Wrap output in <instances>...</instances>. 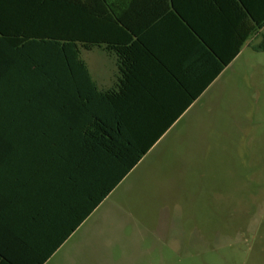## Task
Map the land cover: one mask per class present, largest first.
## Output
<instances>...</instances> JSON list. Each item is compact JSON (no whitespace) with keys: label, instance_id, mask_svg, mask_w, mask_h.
<instances>
[{"label":"crops","instance_id":"0c3cea01","mask_svg":"<svg viewBox=\"0 0 264 264\" xmlns=\"http://www.w3.org/2000/svg\"><path fill=\"white\" fill-rule=\"evenodd\" d=\"M86 7L81 57L97 90L117 89L116 98L96 94L63 118L52 170L6 204L0 264H174L158 233L143 228L140 201L184 183L186 156L160 189L143 185L176 142L185 154L213 132L210 102L262 41L264 0H87Z\"/></svg>","mask_w":264,"mask_h":264},{"label":"rangeland","instance_id":"374dc122","mask_svg":"<svg viewBox=\"0 0 264 264\" xmlns=\"http://www.w3.org/2000/svg\"><path fill=\"white\" fill-rule=\"evenodd\" d=\"M210 104L214 130L199 149L176 142L148 174L143 190L160 189L186 156L184 183L140 201L142 226L174 264H264V52L241 58Z\"/></svg>","mask_w":264,"mask_h":264},{"label":"trees","instance_id":"16d2710c","mask_svg":"<svg viewBox=\"0 0 264 264\" xmlns=\"http://www.w3.org/2000/svg\"><path fill=\"white\" fill-rule=\"evenodd\" d=\"M86 1L0 0V226L6 204L52 170L71 109L116 98L117 89L97 90L81 57ZM254 50L264 52V37Z\"/></svg>","mask_w":264,"mask_h":264}]
</instances>
